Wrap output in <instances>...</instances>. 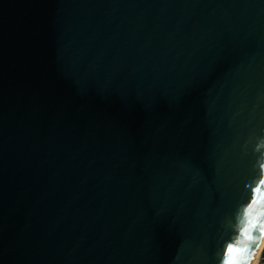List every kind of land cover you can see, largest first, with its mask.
I'll list each match as a JSON object with an SVG mask.
<instances>
[{
  "label": "water",
  "instance_id": "1",
  "mask_svg": "<svg viewBox=\"0 0 264 264\" xmlns=\"http://www.w3.org/2000/svg\"><path fill=\"white\" fill-rule=\"evenodd\" d=\"M262 141L264 0H0V264H249Z\"/></svg>",
  "mask_w": 264,
  "mask_h": 264
},
{
  "label": "bare ground",
  "instance_id": "2",
  "mask_svg": "<svg viewBox=\"0 0 264 264\" xmlns=\"http://www.w3.org/2000/svg\"><path fill=\"white\" fill-rule=\"evenodd\" d=\"M263 251H264V224H263L259 243H258L253 255L251 256L249 264H260L262 257H263Z\"/></svg>",
  "mask_w": 264,
  "mask_h": 264
},
{
  "label": "snow or ice",
  "instance_id": "3",
  "mask_svg": "<svg viewBox=\"0 0 264 264\" xmlns=\"http://www.w3.org/2000/svg\"><path fill=\"white\" fill-rule=\"evenodd\" d=\"M261 183H264V180H262ZM256 191L259 192L260 189L257 188ZM258 202H259V201H253V204L258 203ZM251 211H252V209L249 208V209H248V212L251 213ZM249 223H250V227H251V226H254V224L252 223V221H250ZM247 234H248V229L246 228V229H245V235H246V237H247L248 239H251V236H248ZM227 251H228L229 254H231V253H233L234 251H240V250H239V249H234L233 247L229 246L228 249H227ZM228 264H233L232 259H229Z\"/></svg>",
  "mask_w": 264,
  "mask_h": 264
},
{
  "label": "rangeland",
  "instance_id": "4",
  "mask_svg": "<svg viewBox=\"0 0 264 264\" xmlns=\"http://www.w3.org/2000/svg\"><path fill=\"white\" fill-rule=\"evenodd\" d=\"M260 264H264V251H263V257Z\"/></svg>",
  "mask_w": 264,
  "mask_h": 264
},
{
  "label": "clouds",
  "instance_id": "5",
  "mask_svg": "<svg viewBox=\"0 0 264 264\" xmlns=\"http://www.w3.org/2000/svg\"><path fill=\"white\" fill-rule=\"evenodd\" d=\"M260 147H264V141L261 142Z\"/></svg>",
  "mask_w": 264,
  "mask_h": 264
}]
</instances>
